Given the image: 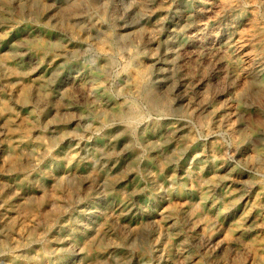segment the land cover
Instances as JSON below:
<instances>
[{"label":"rangeland","instance_id":"1","mask_svg":"<svg viewBox=\"0 0 264 264\" xmlns=\"http://www.w3.org/2000/svg\"><path fill=\"white\" fill-rule=\"evenodd\" d=\"M2 103L0 264H264V0H0Z\"/></svg>","mask_w":264,"mask_h":264},{"label":"bare ground","instance_id":"2","mask_svg":"<svg viewBox=\"0 0 264 264\" xmlns=\"http://www.w3.org/2000/svg\"><path fill=\"white\" fill-rule=\"evenodd\" d=\"M26 38V37H25ZM28 38V37H27ZM4 56V55H3ZM16 69V68H15ZM15 71V70H14ZM144 71H145V68H141L140 70H139V72L137 73V75H136V77H135V82L136 83H138V84H141L142 83V80H143V75H144ZM18 72V71H17ZM18 75V74H17ZM20 75V74H19ZM16 76V75H15ZM30 85H31V83H30ZM85 86V85H84ZM30 87V86H29ZM41 91V90H40ZM42 92V91H41ZM22 99L26 102L27 101V96L26 95H23L22 96ZM6 102V101H5ZM4 103H2L1 105H0V111L2 112V110H4L5 109V107H4ZM7 107V106H6ZM9 107V106H8ZM16 136V135H15ZM24 136V135H23ZM17 138V137H16ZM15 138V139H16ZM26 139V138H25ZM32 139V138H31ZM46 140V139H45ZM44 140V141H45ZM21 141V140H20ZM11 142V141H10ZM15 145V144H14ZM16 146V145H15ZM15 148V147H14ZM24 149V148H23ZM116 151V150H115ZM25 152V151H24ZM105 152V151H104ZM26 153V152H25ZM6 155V154H5ZM24 155H26V154H24ZM23 155V156H24ZM4 156V155H3ZM16 156V155H15ZM13 157V156H12ZM29 158V157H28ZM18 159V158H17ZM6 160V159H5ZM27 160V159H26ZM18 166V165H17ZM16 166L15 165H13L12 166V169L13 168H15ZM17 168V167H16ZM24 170V169H23ZM19 171V170H18ZM118 172V171H117ZM23 174H24V178H23V181L24 180H26L27 179V176H26V174H25V171L23 172ZM85 174V173H84ZM78 176V175H77ZM87 176V175H86ZM94 178V177H93ZM124 178V177H123ZM87 179V178H86ZM91 179V178H90ZM29 180V179H28ZM72 184V183H71ZM38 185V184H37ZM78 187V186H77ZM42 188V187H41ZM69 188V187H68ZM70 189V188H69ZM43 190V189H42ZM41 190V191H42ZM43 192V191H42ZM76 192H78V191H76ZM58 194V193H57ZM80 194V193H79ZM2 195H3V193H2ZM46 198V197H45ZM24 199V198H23ZM53 200V199H52ZM33 200H27V205H24V208H29V207H31L32 205H33ZM182 206V205H181ZM17 208H18V206H17ZM23 208V209H24ZM188 210H190V209H188ZM31 211V210H30ZM28 212V211H27ZM26 213V212H25ZM33 213V212H32ZM31 214V213H30ZM106 216V215H105ZM111 216V215H110ZM116 216V215H115ZM29 217V216H28ZM146 222V221H145ZM144 222V223H145ZM110 225V224H109ZM113 225V224H112ZM128 226V225H127ZM136 226V225H135ZM131 227V226H130ZM112 228V227H111ZM138 228V227H137ZM101 229V228H100ZM133 232V231H132ZM103 260V259H102Z\"/></svg>","mask_w":264,"mask_h":264}]
</instances>
